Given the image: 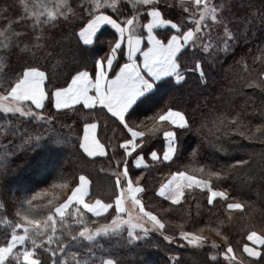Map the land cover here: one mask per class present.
Listing matches in <instances>:
<instances>
[{
	"label": "snow or ice",
	"instance_id": "1",
	"mask_svg": "<svg viewBox=\"0 0 264 264\" xmlns=\"http://www.w3.org/2000/svg\"><path fill=\"white\" fill-rule=\"evenodd\" d=\"M129 6L130 14H126ZM231 7L230 0H79L78 4L75 0H19L13 11V6L0 3L4 22L0 55L5 57L0 62V145L4 149L0 199L5 200L0 208L8 204L6 181L14 171L12 165L35 152L29 176L22 178V195L12 196L14 218L3 221L0 264H46L41 250L50 264H120L117 258H104L109 250L98 241L124 233L129 245L148 243L155 236L178 249L210 247L215 250L210 257L215 264H264V231L249 229L241 251L219 228L210 230L223 244L210 242L204 228H187L189 221L199 222L191 215L171 227L173 221H166L145 203L150 191L148 173L167 168L155 196L170 202L169 208L183 207L199 192L207 196L208 205L217 199L223 202L229 218L233 210H246L245 203L215 182L230 180L233 172L249 165L248 160L232 155L243 147L241 140L264 145V70L255 71L245 63L240 89L232 86L228 93L243 103L201 112L199 123L174 105L175 97L159 107H148L159 83H171L173 78L176 84L186 83V73L195 72L200 85L207 88L211 73L223 68L221 54L235 55L241 37L239 29L231 26L240 18L225 15ZM260 19L264 23V16ZM105 26L113 31L104 55L90 56L96 43H103ZM220 28L222 32L217 31ZM243 38L247 43V33ZM72 52L79 55L69 56ZM248 56L264 64V46L250 48L244 54ZM189 57L194 68L186 67ZM235 63L239 66V61ZM69 112L73 115L68 116ZM77 113L83 116V134L73 140V125L61 124L59 129L56 125L63 117L78 127ZM101 119L105 129L111 125L120 136L105 143L98 132ZM64 128L66 136L61 135ZM188 134L203 136L192 154L202 155L203 144L214 149L211 163L197 161L191 170L180 163L181 138ZM70 142L78 144L77 151L88 158L109 160L112 190L107 199L92 193L87 174L69 179L62 167L46 187H36L46 183L49 175L48 159L36 150L45 143L64 148ZM220 153L234 162L216 168ZM200 215L197 211L196 217ZM77 247L83 251H75ZM170 259L181 264L176 256Z\"/></svg>",
	"mask_w": 264,
	"mask_h": 264
},
{
	"label": "trees",
	"instance_id": "2",
	"mask_svg": "<svg viewBox=\"0 0 264 264\" xmlns=\"http://www.w3.org/2000/svg\"><path fill=\"white\" fill-rule=\"evenodd\" d=\"M78 4L79 0H75ZM173 0H170V3ZM179 2V0H175ZM219 3V0H215ZM0 3H6L13 6V11L16 10L19 0H0ZM232 7L225 12L226 16H239L240 21L234 22L231 26L233 29H239L237 35L241 37L240 45L236 48L235 55L221 54L220 62L223 63V68H217L211 73V80L207 88L200 85L199 74L195 72L186 73L187 82H181L176 84L173 79L171 83H159V87L154 90V95L148 104V107L155 105L159 107L168 102L170 97H175L173 101L174 105L183 108L188 111L190 116H195L197 123L200 122L201 112L212 113V109L220 108L227 109L232 106V102L242 104V99L237 95H229V88L234 86L237 90L240 89L241 83L240 77L245 75L243 72V66L247 63L249 68H253L255 71L264 70V64L253 61L251 56L244 57V54L248 50L256 49L257 46H264L261 44V40L264 39V23H261V16H264V0H230ZM111 11V10H109ZM130 14V6L128 12ZM174 14V12L172 13ZM248 23H243L244 20ZM4 22L0 21V30L3 29ZM222 32V28L217 29ZM105 37L111 38L110 31ZM247 33L248 40L245 43L244 34ZM105 40V39H104ZM106 42V41H104ZM107 46L93 47L90 56L99 57L104 55ZM79 55L78 52L69 53L71 55ZM259 53H254L258 55ZM213 56L216 53L212 54ZM211 59V57H209ZM5 57L0 55V62H4ZM239 61V66L235 63ZM13 65L16 61L13 59ZM42 63V61H41ZM91 63V60H88ZM231 66V67H230ZM186 67L194 68V62L189 57L186 62ZM254 74V73H253ZM223 98V102L221 100ZM205 99H207V107H205ZM256 105L259 107V100H256ZM195 109V111H193ZM154 110V109H153ZM251 107L247 111H251ZM149 115L151 112L148 113ZM71 112L68 116H72ZM76 120L81 121L79 126L73 124L72 119H65L61 117L60 121L56 125L59 129L61 124L73 125L72 139L75 140L77 134L82 135L83 131V116L81 113H77ZM90 122V121H89ZM112 127L104 128L103 119H101L98 132L103 138L105 143L112 140L113 136L119 137L120 133L112 132ZM67 128H64L61 135H67ZM182 143L184 146V155L180 163L186 165L189 170L196 166V162L211 163L212 153L214 149L209 148L207 144L201 146L200 152L202 155L192 154V149L196 148L198 141L203 140V136H197L195 134H188L183 136ZM242 148L235 149L232 152L233 156L242 157L249 161V165L243 170H237L232 173V179L224 182H215L218 188L227 190L231 196L238 198L241 202L245 203L246 210L241 213L237 210L231 212V218L229 213L225 210V205L218 199L214 201V205L207 204V196L202 195L199 192L195 197H190L189 202L183 207L173 206L169 208L170 202L164 201L162 198L155 196V189L159 186V183L165 178L169 169H161L160 171L151 170L148 173V187L150 189L148 196L145 197V203L157 214L161 215L166 221H173L171 227H175L176 223L181 220L188 221L189 215L198 219V223H192L189 221L186 223V227L195 231L200 228H204V235L209 238V241H216L219 244H223L224 241L215 234V231L210 230L219 228L224 235L228 236L233 247L239 248L246 241V234L249 229H255L256 231H264V145L257 141L241 140ZM3 144H7V140L3 141ZM78 144L73 146L70 142L67 147L60 148L51 143H45L41 145V148L37 149L41 155L49 161V175L46 183L36 185V187H46L47 183H51L55 176L56 170L63 168L69 173V179L72 175L78 177L79 174L85 173L91 180V191L94 195L102 196L107 199L112 190V179L110 171L109 160L97 157L88 158L83 155L82 151H77ZM111 154V149H109ZM222 158L216 164V168L221 165L233 163V160L223 157V154H218ZM35 152L29 153L26 156H22L20 160H17L12 167L14 171L8 176L6 184L9 189V196L7 197L8 204L6 208H0V243L5 239V225L3 221L6 219L14 218V209L10 207L12 203V196L22 195V189L20 187L22 178L29 176L30 169L28 165L31 164ZM4 158L3 145H0V159ZM215 157H212L214 159ZM20 165V167H16ZM111 167H115L114 162ZM175 165L173 166V170ZM135 170V169H134ZM135 174L139 175L140 170H135ZM35 190V189H34ZM231 202V201H230ZM5 200L0 199V204H4ZM199 211L201 215L197 218L196 213ZM90 216V214H89ZM208 225L209 227H206ZM10 231V230H9ZM99 244L104 246V249L109 251L104 254V258H117L120 260V264H142L146 261L147 264H175L170 259L176 256L180 259L181 264H215L210 260L213 249L206 247L204 249L185 248L178 249L177 245H167L162 238L153 237L148 243L144 241L135 242L133 245H129L126 240V233L122 236H115L111 238H101L98 241ZM159 243V247L155 245ZM167 248V251L165 250ZM75 251H83L82 248L77 247ZM97 255H101V249L96 248ZM240 253L238 252V255ZM41 259L46 261V264H50L48 260V254L42 250L39 253ZM63 258V257H61Z\"/></svg>",
	"mask_w": 264,
	"mask_h": 264
},
{
	"label": "crops",
	"instance_id": "3",
	"mask_svg": "<svg viewBox=\"0 0 264 264\" xmlns=\"http://www.w3.org/2000/svg\"><path fill=\"white\" fill-rule=\"evenodd\" d=\"M115 18V17H114ZM104 30H107V31H110V32H112L113 30H111L110 29V27L109 26H105V29ZM157 31H163V30H157ZM108 34V32L106 33L105 32V35H107ZM105 35L104 36H102L101 37V40L103 41V43H101V42H97L96 43V45L94 46V47H103V46H107V38L105 37ZM105 39V40H104ZM111 39V38H110ZM104 41H106V42H104ZM173 81L175 82V80H174V78H173ZM155 90V89H154ZM82 134H83V131H82ZM82 136V135H81ZM133 167H134V165H133ZM250 243V242H249ZM241 251H242V247H241ZM245 257H246V254H245ZM247 259V258H246Z\"/></svg>",
	"mask_w": 264,
	"mask_h": 264
},
{
	"label": "rangeland",
	"instance_id": "4",
	"mask_svg": "<svg viewBox=\"0 0 264 264\" xmlns=\"http://www.w3.org/2000/svg\"><path fill=\"white\" fill-rule=\"evenodd\" d=\"M1 30H3V29H1Z\"/></svg>",
	"mask_w": 264,
	"mask_h": 264
}]
</instances>
